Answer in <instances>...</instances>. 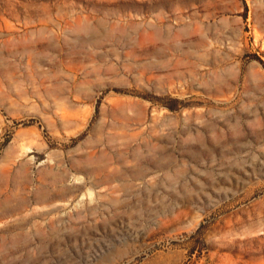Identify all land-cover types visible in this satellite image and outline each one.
<instances>
[{
	"label": "rangeland",
	"instance_id": "374dc122",
	"mask_svg": "<svg viewBox=\"0 0 264 264\" xmlns=\"http://www.w3.org/2000/svg\"><path fill=\"white\" fill-rule=\"evenodd\" d=\"M0 264H264V0H0Z\"/></svg>",
	"mask_w": 264,
	"mask_h": 264
}]
</instances>
